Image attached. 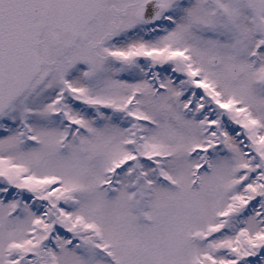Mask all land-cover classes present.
I'll use <instances>...</instances> for the list:
<instances>
[{
    "label": "snow or ice",
    "instance_id": "obj_1",
    "mask_svg": "<svg viewBox=\"0 0 264 264\" xmlns=\"http://www.w3.org/2000/svg\"><path fill=\"white\" fill-rule=\"evenodd\" d=\"M0 264H264V0H0Z\"/></svg>",
    "mask_w": 264,
    "mask_h": 264
}]
</instances>
